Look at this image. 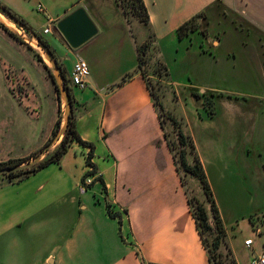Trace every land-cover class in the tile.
Returning <instances> with one entry per match:
<instances>
[{
  "label": "crops",
  "instance_id": "0c3cea01",
  "mask_svg": "<svg viewBox=\"0 0 264 264\" xmlns=\"http://www.w3.org/2000/svg\"><path fill=\"white\" fill-rule=\"evenodd\" d=\"M0 2L51 46L75 100V129L93 146V166L87 164L90 146L73 142L59 163L20 182L1 180L0 264H211L152 94L137 69L138 44L151 31L167 67L169 60L180 62L176 53L184 51L182 70L205 66L208 77L214 75L213 65L200 62L201 54L190 51L194 37L216 62L213 52L228 43L240 42L248 50L228 48L231 59L223 60L221 71L227 76L228 64L235 61L242 77L256 78L245 103L191 78L182 91L168 70L174 91L183 96L176 107L184 130L194 139L212 190L218 178L228 190L252 191L248 224L237 214L227 218L217 203L226 232L220 252L228 253L235 264H252L264 251V0H143L150 24L140 20L139 32L117 0ZM78 7L87 10L99 31L73 49L55 25ZM200 12H205L202 22L207 28L178 38L177 29ZM47 27L51 31L45 33ZM78 59L90 66L83 89L71 81ZM203 92L210 93L220 115L202 116V99L194 94ZM39 120L0 119L1 124L18 126L14 141L6 140L7 133L1 136L0 162L45 147L58 115L43 128ZM201 133L211 138L205 146L207 159L198 139ZM60 141L52 143L49 153ZM222 142L228 149H222ZM93 169L91 176L98 179L84 186L85 174ZM249 238L251 246L245 244Z\"/></svg>",
  "mask_w": 264,
  "mask_h": 264
},
{
  "label": "rangeland",
  "instance_id": "374dc122",
  "mask_svg": "<svg viewBox=\"0 0 264 264\" xmlns=\"http://www.w3.org/2000/svg\"><path fill=\"white\" fill-rule=\"evenodd\" d=\"M118 1L121 2L122 0H117V2ZM121 3L124 4V1H122ZM125 6L126 7L124 8V11L126 16L130 19L131 22L134 23L136 28H138L137 24H139L140 19L133 14L129 6ZM0 14L2 13L0 12ZM3 16L6 18V20L0 18V24H4L9 31L4 29L0 25V119L7 118L11 121L13 119H23L29 120V122H31V120L33 119H40L37 122H39L41 124V128H43L46 126V124L54 114L58 115L57 122L61 120L62 123L65 116V105L62 99H60L59 90H56V82L54 83L55 80L53 81V78L50 75L51 71H48L44 66V62L49 66V68L50 64L45 59L44 55L40 51V48H38L36 43L34 42L35 38H33L26 30L18 27L16 24L10 21L5 15ZM201 27L206 29L207 24H203L202 22ZM10 32H13L14 35ZM137 32H139V28L137 29ZM199 41V38L194 37L192 41L193 46H191L190 51H198L201 54L197 55V58H199L200 62H206L209 66L212 64L214 75L213 77H208V71L207 69H205V66L203 69V66H201V69L199 67V69H189L184 72L181 65V59L184 51H180L179 53H176L180 62L169 60L168 66V69H170L174 80L179 83L178 88L183 91L184 85H188L191 78L192 81H195L201 86L208 88L216 87L221 91L229 93L230 95H232L231 98L235 102L245 103L249 96H252V90L256 88V78L252 76L242 77L240 75V73L242 72V68L238 65V62L235 61H230V64H228L229 73L227 74V76H224V73H221V71L223 70L222 72H224L225 61L223 60H225L226 58L231 59V57L227 56L228 52H226V50H228V48H234L235 46L236 49L238 48L237 50L239 52H248V50L244 48L240 44V42L235 43L234 46L232 45L233 43H228L226 47L220 48L218 49V51H216L215 49V52H213V55L218 56V62H216L213 59V56L210 57L208 53H204L203 50L200 49V46H198ZM211 47L213 46L211 45ZM174 55L175 53L173 52L172 57ZM39 56H41L43 62L39 59ZM156 58H154L152 61L155 62ZM233 65H237L238 68H235ZM154 68L155 64L151 65L150 70L152 73ZM156 79L157 77L155 76L154 80ZM160 80L161 81L158 83L161 85L159 93H161L162 95L165 108L175 114L183 122L178 112V108L176 107L178 98L182 96V94H180L179 96L177 95V93L174 91V87L170 83V80H163V78ZM200 92L202 93V91ZM204 93H206L207 96L212 99L209 92H203V94ZM58 102L59 108L56 109ZM201 102L202 116L209 118L210 116L208 111L210 108L205 107L203 99L201 100ZM215 112L216 114H218V112L219 115L221 114L219 106L218 108H216ZM56 123L54 124V128L56 127ZM29 125H24L21 127L29 128ZM60 126L61 125H59V128ZM17 128L18 126L16 125H5L0 123V139L2 137L5 138L8 135L9 138L7 137L6 140H8V142L14 141L12 140V138H14L13 133L16 132ZM166 131L170 133L172 139L175 138L172 127L168 122H166ZM25 132L27 133L29 131ZM32 134L33 133H31L30 136H32ZM201 134L203 138L201 135H198V139L201 144L205 159H207V153L209 152V150L207 151L205 146L209 143L211 138L204 133ZM55 137L56 136L53 137L52 135V142L54 141ZM216 143L218 144V146L221 145L218 141ZM222 145V149L225 150L227 144L225 142H222ZM43 149L44 148H42L41 150ZM216 150L221 151V148L216 147ZM189 157L191 159L192 155H190ZM3 158L4 160L8 159L6 157ZM183 176L188 194L190 196L198 197L210 210V203L207 201V197L201 187L200 181L190 174H183ZM214 184V197L216 203H218L220 210H222L227 218L233 214L240 215L241 221L243 222V220H245L243 223L248 224L249 219L253 215L251 213L252 203L254 202V200L252 198L251 189L234 188L232 190H228L227 188H225L224 180L218 178L215 180ZM228 193L230 194V196L228 195ZM111 209L114 211L112 207ZM222 253L224 254V257L223 263L221 264H233L231 256L228 253Z\"/></svg>",
  "mask_w": 264,
  "mask_h": 264
},
{
  "label": "trees",
  "instance_id": "16d2710c",
  "mask_svg": "<svg viewBox=\"0 0 264 264\" xmlns=\"http://www.w3.org/2000/svg\"><path fill=\"white\" fill-rule=\"evenodd\" d=\"M122 1H124V4L121 3ZM122 1L121 2L118 1V3L122 5L123 8L126 7L125 5L129 6V8L136 17H138L146 25L150 24L148 11L143 0H122ZM0 12H2L7 17H12L20 27H25V30L28 33L32 32L34 36L40 38V44L45 48L46 51L50 52V54L53 56L55 60L58 61L51 46L45 40H43L41 35L37 33L21 15L12 11L9 7H7L1 2H0ZM204 16H205V12H200L191 19H189L188 21L184 22L177 29L178 38L183 39L188 35H190L191 33L198 31L202 26V19ZM0 25L4 29L9 31L4 24H0ZM10 33L14 35L13 32ZM137 49H138L137 69L143 75L148 85V88L150 89V92L154 100V104L156 106V109L158 111L161 120V126L164 130L165 137L168 140L169 147L174 155L177 170L181 175V179L184 185H185V181L183 178L184 177L183 174H190L196 179H198L207 197V201L210 203V210H209L204 204V202H202L198 197L190 196L188 194L189 204L196 219L197 227L202 236L204 245L208 250L210 262L211 264H221L223 263L224 254L220 252V247L226 235L225 227L221 219L220 211L214 197V192L209 183L207 173L201 162L200 156L197 152L194 139L191 136V134L187 133L184 130L183 122L175 114H173L171 111H168L165 108L162 95L161 93H159L161 85L158 83L161 81L160 79L163 78V80L169 81L171 78L167 65L161 59L160 51L157 46V38L155 34L151 31L150 34L148 35V38L143 43L138 44ZM154 58H156L155 62L152 61ZM39 59L43 62L41 56H39ZM154 64H155V68L152 73L150 69H151V65ZM44 66L49 71V68L47 67V64L45 62H44ZM59 66L62 74L64 75L68 93L70 95V102L72 104L70 124L63 138L61 139L60 143L57 145L55 150L49 153L41 162L37 163L33 167H30L22 171L1 175L0 180H5L9 182H20L52 163H59L73 142H78L79 144L84 146H90L91 150L87 158V164L93 166V163L91 162L93 156V146L92 144L82 140L77 130L75 129V124L73 121V106L75 100L71 93V89L68 84V79L65 76L61 64H59ZM50 75L54 81L53 75L52 74ZM128 76H131V74ZM155 76L157 77L156 80H154ZM55 87L56 90L58 91V87L56 83H55ZM194 95L196 96L197 99L204 100L205 107L210 108L208 111L209 116L210 117L213 116L215 113L213 99L209 98L206 93L204 94L195 93ZM166 122H168L172 127V131L174 132V136H175V138L173 139L171 138L170 133L166 131ZM59 125H61V120H59L56 123V127L54 128L53 131V137L56 136L59 130ZM52 140L53 138H51L45 146L51 144ZM38 152L32 153L30 156L27 157H22L17 159L12 158L7 161L0 162V168L13 167L22 164L24 162H27L33 157H35V155H37ZM190 155H192L191 159L189 157ZM94 173L95 170L93 169L92 171L87 172L84 178L93 175ZM232 263L235 264L234 260H232Z\"/></svg>",
  "mask_w": 264,
  "mask_h": 264
},
{
  "label": "water",
  "instance_id": "95a60500",
  "mask_svg": "<svg viewBox=\"0 0 264 264\" xmlns=\"http://www.w3.org/2000/svg\"><path fill=\"white\" fill-rule=\"evenodd\" d=\"M7 18L10 21H12L14 24H16L18 27H20L12 17H7ZM20 28L25 30V27H20ZM55 30H58L62 34L66 42L73 49L80 48L82 45H84L86 42H88L90 39L96 36L99 31L96 23L93 21V19L91 18V16L88 14L87 10L84 7H78L73 12H71L70 14L62 18L60 21H58V23L55 25ZM29 33L33 38H35L34 39L35 41L34 40L32 41H34L37 47L40 48V51L42 52L45 59L50 64V68L48 65L47 67L49 68L51 74L54 77V80L56 82V85L60 93V99H62L65 105V116L63 122L61 123V126L56 134V137L52 142V143H56L63 138L70 124L71 113H72V104L70 102V95L68 93L65 78L61 72L58 61L55 60L53 56L50 54V52L46 51L45 48L40 44V38L34 36L32 32ZM52 143L45 146L43 150L39 151V153L35 155V157H33L27 162H24L22 164L13 167L0 168V176L28 169L30 167H33L37 163L41 162L49 154L52 147Z\"/></svg>",
  "mask_w": 264,
  "mask_h": 264
},
{
  "label": "built area",
  "instance_id": "2783aa9c",
  "mask_svg": "<svg viewBox=\"0 0 264 264\" xmlns=\"http://www.w3.org/2000/svg\"><path fill=\"white\" fill-rule=\"evenodd\" d=\"M40 11L43 10V7L40 6ZM51 31L50 27H47L44 29V32L47 33ZM90 76V66L88 62L84 59H78L73 65V70L71 72V81L74 85L80 87V88H85L88 83V78ZM98 177L94 178L93 176H87L84 178L83 185H91L95 180H97ZM253 243V239L249 238L245 240V244L247 246H251ZM252 264H264V251L259 254L252 262Z\"/></svg>",
  "mask_w": 264,
  "mask_h": 264
},
{
  "label": "bare ground",
  "instance_id": "6f19581e",
  "mask_svg": "<svg viewBox=\"0 0 264 264\" xmlns=\"http://www.w3.org/2000/svg\"><path fill=\"white\" fill-rule=\"evenodd\" d=\"M0 18H2V19H5L6 20V18L2 15V14H0Z\"/></svg>",
  "mask_w": 264,
  "mask_h": 264
}]
</instances>
